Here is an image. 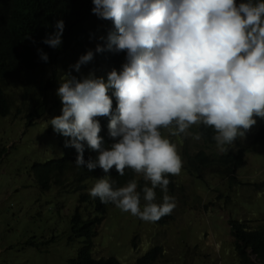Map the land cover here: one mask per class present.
Returning <instances> with one entry per match:
<instances>
[{
  "label": "clouds",
  "instance_id": "9594fccd",
  "mask_svg": "<svg viewBox=\"0 0 264 264\" xmlns=\"http://www.w3.org/2000/svg\"><path fill=\"white\" fill-rule=\"evenodd\" d=\"M92 12L111 20L107 50L126 52L122 70L83 79L65 74L56 94L62 114L51 118L53 130L74 147L75 164L105 175L89 190L102 203H113L146 222L158 221L175 207L169 175H178L182 158L169 136L200 140L193 126L210 127L220 153H227L264 118V0H92ZM64 21L43 43L62 44ZM103 39V37H101ZM105 48L97 45L95 52ZM47 62V53L39 50ZM94 59L82 54L71 69ZM114 90L116 107L108 94ZM99 117H109L106 145ZM165 130L168 135H165ZM85 145L97 153L84 158ZM126 169L141 175L143 206L136 180L113 187L110 172ZM159 188L162 202H156Z\"/></svg>",
  "mask_w": 264,
  "mask_h": 264
},
{
  "label": "rangeland",
  "instance_id": "374dc122",
  "mask_svg": "<svg viewBox=\"0 0 264 264\" xmlns=\"http://www.w3.org/2000/svg\"><path fill=\"white\" fill-rule=\"evenodd\" d=\"M99 24V17L93 15L85 27L95 33ZM66 60L61 71H71L78 79L85 76L83 71L67 67ZM52 117L45 114L29 124L24 114L16 115V105L7 116L0 115V264H70L84 241L75 235L73 216L78 211L84 218L97 213L92 204L80 200L81 191L72 189L73 185L43 190L36 182L33 164L64 154L56 134L49 131ZM260 120L257 117L256 124L230 148L250 144ZM169 138L182 158V144L177 139L181 136ZM186 138L192 150L218 151L216 144L209 145L202 138ZM175 177L182 187L168 192L175 202L173 220L146 222L111 205L94 238V256H115L122 264H135L158 244L165 251L160 264H241L229 221L248 219L253 227L264 223V191L247 184L264 180V140L252 146L245 165L237 171L238 180L246 184L231 186L216 174H207L202 180L183 166ZM136 236L138 248L133 243ZM251 259L263 264L255 255Z\"/></svg>",
  "mask_w": 264,
  "mask_h": 264
},
{
  "label": "trees",
  "instance_id": "16d2710c",
  "mask_svg": "<svg viewBox=\"0 0 264 264\" xmlns=\"http://www.w3.org/2000/svg\"><path fill=\"white\" fill-rule=\"evenodd\" d=\"M241 0H237V3ZM92 0H0V115L7 116L11 113L13 105H16V115L24 114L29 124L45 114L53 116L62 114V102L56 94L65 74L61 71V63L66 59L65 65L70 68L79 57L88 50H93L94 59L82 65L85 77L93 73L95 77H104L115 68L122 70L126 62V52L107 50L108 33L115 31L111 20L100 19V24L95 33H90L85 27L90 18L95 15L92 12ZM63 20L65 28L62 34V44L53 49L43 43L46 36L55 31L57 20ZM95 35V40H94ZM103 37V39H101ZM105 48L103 52H95L96 46ZM39 50L47 53V62L40 57ZM79 78V79H83ZM17 83V86L12 84ZM19 89V90H18ZM113 100V109L116 107L114 90L108 93ZM17 95V96H15ZM257 118V117H256ZM260 118V117H259ZM101 132L106 145L113 141L108 134L109 117H99ZM258 129L250 144L241 146L238 150L229 148L227 153L219 151L208 152L205 149L192 150L188 139L181 135L177 138L182 144V166L195 177L205 180L207 174H216L227 180L231 186L247 182L238 180L237 171L246 163V155L253 145L264 140V118H260ZM49 131L54 132L63 148L64 154L60 157L50 158L44 162H35L32 166L36 182L43 190H49L53 185H73L72 189L80 190V200L89 202L94 206L96 215L84 218L78 211L72 219L73 230L77 237L84 239L77 256L70 260V264H122L115 256H94V238L99 233V227L105 219L108 207L113 203H102L100 199L93 198L89 190L96 181L105 173L97 167L88 171L84 167L75 164L77 152L74 147H66L65 141L69 137L55 132L49 124ZM193 132H200L202 139L209 145L216 144L213 140L214 130L203 125L195 127ZM237 138L236 141H238ZM235 141V142H236ZM3 151V147H0ZM97 153L85 145L84 158H95ZM72 179V181L70 180ZM110 179L114 180L113 187L125 186L130 180H136L137 191L150 182H146L141 175L126 169L124 176H119L115 168L110 172ZM168 192L182 187L175 175H169ZM251 185L256 191H264V180ZM70 187V186H69ZM158 203L162 202L163 193L159 188L155 189ZM168 194V193H167ZM175 216L170 213L157 222L166 224ZM231 235L241 264H260L252 261L251 255H255L258 261L264 264V223L257 227L251 226L250 221L231 218ZM138 236L133 243L138 248ZM162 245H154L146 253L136 259L135 264H160L164 256Z\"/></svg>",
  "mask_w": 264,
  "mask_h": 264
}]
</instances>
